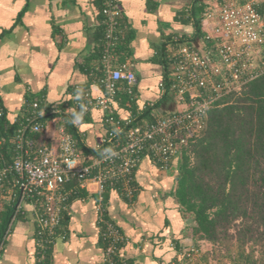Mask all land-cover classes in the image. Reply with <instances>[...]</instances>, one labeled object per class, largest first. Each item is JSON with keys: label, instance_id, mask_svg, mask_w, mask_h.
Returning a JSON list of instances; mask_svg holds the SVG:
<instances>
[{"label": "crops", "instance_id": "crops-1", "mask_svg": "<svg viewBox=\"0 0 264 264\" xmlns=\"http://www.w3.org/2000/svg\"><path fill=\"white\" fill-rule=\"evenodd\" d=\"M115 1L127 61L137 81L136 111L149 104L163 113L176 110L173 99L160 95L164 55L159 57V52L172 36H193L192 26L184 23L188 21L184 12L193 0ZM101 7V0H0V108L9 125L39 99L44 128L38 139L55 144L59 130H66L75 95L85 91L93 98L103 97L88 74V68L97 64ZM53 110L61 114H52ZM110 110L120 118L136 114L126 102H114ZM103 116L100 109H92L77 130L88 156L95 154L106 135ZM176 164L163 172L143 158L135 172L132 202L114 187L106 190L107 215L125 239L118 254L128 264H176L193 243L191 221L171 196ZM95 199L82 192L70 200L50 246V264H105ZM37 252L33 208L25 203L2 246L0 264H39Z\"/></svg>", "mask_w": 264, "mask_h": 264}, {"label": "built area", "instance_id": "built-area-1", "mask_svg": "<svg viewBox=\"0 0 264 264\" xmlns=\"http://www.w3.org/2000/svg\"><path fill=\"white\" fill-rule=\"evenodd\" d=\"M198 6L202 7L201 36H172L165 43L164 78L158 87L160 95L173 99L177 108L163 113L149 104L143 107L154 110L148 122L136 114L120 118L109 111L120 100L118 94L134 101L137 81L128 61H118L117 48L124 39L120 8L115 0H103L104 48L97 69L101 74L94 82L103 97L93 98L85 91L75 95L68 121L78 130L92 109H100L106 135L95 154L89 156L77 149L76 140L64 128L59 130L55 144L39 146L35 135L43 131L44 114L40 100L31 103L14 122L11 154L0 151V202L9 203L14 210L2 243L22 205L30 204L42 260L61 230L70 200L85 192L96 196L104 263L128 264L118 254L125 239L107 215L106 190L114 187L132 202L135 172L143 158L160 171H169L181 148L202 129L215 102L264 75V0H198ZM191 9L184 12L190 21ZM51 113L61 114L59 110ZM5 118L0 108V121ZM1 146L0 139V150ZM180 257L176 264H194L192 248Z\"/></svg>", "mask_w": 264, "mask_h": 264}, {"label": "trees", "instance_id": "trees-1", "mask_svg": "<svg viewBox=\"0 0 264 264\" xmlns=\"http://www.w3.org/2000/svg\"><path fill=\"white\" fill-rule=\"evenodd\" d=\"M191 8L193 20L184 23L192 26L193 36L189 38L194 39L201 36L202 7L198 6V0H193ZM100 30L94 56L97 64L88 68L91 82L101 74L98 70L104 48L102 23ZM164 47L165 44L159 57L164 55ZM117 53L119 62L127 61L125 33ZM116 98L120 103L126 102L140 118L151 121V109L137 112L135 100L130 102L125 94H118ZM66 125L67 132L76 140L77 149L87 155L77 130L69 122ZM15 129L16 125L0 121L1 152L11 154ZM40 134L35 135L39 146L54 144L41 142ZM176 170L171 196L181 214L191 221L189 236L194 248L201 252L195 264H212L209 257L215 264H264V75L215 102L206 113L202 129L181 148ZM13 212L9 203L0 202L2 246ZM201 243L211 245V249L202 252ZM50 250L39 264H50ZM37 258L40 259L39 254Z\"/></svg>", "mask_w": 264, "mask_h": 264}, {"label": "rangeland", "instance_id": "rangeland-1", "mask_svg": "<svg viewBox=\"0 0 264 264\" xmlns=\"http://www.w3.org/2000/svg\"><path fill=\"white\" fill-rule=\"evenodd\" d=\"M199 246H200V250L202 252H207L208 250L211 249V245H209L207 243H201ZM191 248L194 250V253H195V257H194V264H195V261L200 258V253L201 252L194 248L193 243H192V245L190 247H187L185 251H188ZM209 258H210L211 263L215 264L214 259L212 257H209Z\"/></svg>", "mask_w": 264, "mask_h": 264}]
</instances>
